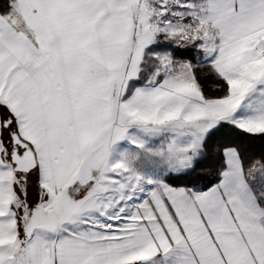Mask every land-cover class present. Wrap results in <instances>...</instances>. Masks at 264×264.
Instances as JSON below:
<instances>
[{
    "label": "snow or ice",
    "instance_id": "6c2138e0",
    "mask_svg": "<svg viewBox=\"0 0 264 264\" xmlns=\"http://www.w3.org/2000/svg\"><path fill=\"white\" fill-rule=\"evenodd\" d=\"M264 0H0V264H264Z\"/></svg>",
    "mask_w": 264,
    "mask_h": 264
},
{
    "label": "trees",
    "instance_id": "16d2710c",
    "mask_svg": "<svg viewBox=\"0 0 264 264\" xmlns=\"http://www.w3.org/2000/svg\"><path fill=\"white\" fill-rule=\"evenodd\" d=\"M262 147H264V142H261L259 140L252 142L251 144L252 150L256 152H259Z\"/></svg>",
    "mask_w": 264,
    "mask_h": 264
}]
</instances>
